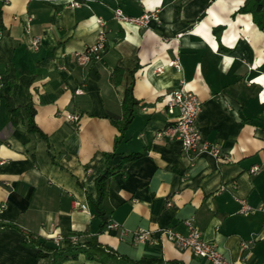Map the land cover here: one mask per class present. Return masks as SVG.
I'll return each mask as SVG.
<instances>
[{
    "label": "crops",
    "instance_id": "1",
    "mask_svg": "<svg viewBox=\"0 0 264 264\" xmlns=\"http://www.w3.org/2000/svg\"><path fill=\"white\" fill-rule=\"evenodd\" d=\"M69 1L0 0V90L20 108L14 124L0 99V224L20 228H0V264H48L24 234L67 248L62 234L74 231L87 241L97 233L102 221L87 195L96 196L95 179L119 135L110 116L122 115L130 84L139 104L108 162L114 171L103 203L119 228H106L99 242L131 260L210 264L163 237L131 242L140 228L186 233L185 221L194 218L232 264H264V28L238 12L246 0H188L180 7L179 0H80L77 7ZM117 7L155 16L145 26L125 24L114 19ZM102 29V60L79 66L74 53ZM175 60L179 68L168 66ZM117 67L123 73L115 84ZM180 83L203 102L198 126L219 158L183 152L180 141L156 136L175 122L178 112L167 111L165 96ZM30 103L45 137L28 130ZM133 153L143 155L120 164ZM240 200L256 210L240 213ZM63 264L126 263L80 255Z\"/></svg>",
    "mask_w": 264,
    "mask_h": 264
},
{
    "label": "built area",
    "instance_id": "2",
    "mask_svg": "<svg viewBox=\"0 0 264 264\" xmlns=\"http://www.w3.org/2000/svg\"><path fill=\"white\" fill-rule=\"evenodd\" d=\"M71 6H80V0H70L68 2ZM114 19L118 22L125 24H132L137 26H145L149 20L155 16V14L145 13L141 16H129L120 7L113 10ZM103 26V22L100 21ZM39 40L33 39L32 46L36 49L38 47ZM107 47V38L105 30L102 29L99 32L97 40L86 47L80 52L74 53L75 61L79 66H89L93 62L101 61L104 51ZM170 67L179 68L180 64L178 60L168 63ZM161 72L162 68H158ZM83 89L77 90L78 93H82ZM167 111L170 114H174L177 110L175 122L163 129L160 133L156 134L157 137H166L169 140H178L182 143L183 152H193L198 154L202 151H209L213 156L219 158L220 150L216 146H212L208 142L202 139V135L198 126V117L202 111L203 102L198 95L190 90L184 83H180L177 87L173 88L166 94ZM72 121H77L78 116H69ZM259 168L255 166L252 172L257 171ZM241 208L240 213L248 215L254 212L256 209L250 206L245 200H240ZM264 211V208H258ZM186 233L175 231L172 228H159L157 230H148L140 228L136 232L132 233L131 242L134 246L147 244L164 238L172 243L178 249L189 250L194 256L207 260L210 264H232L228 261L219 249L212 243L206 241L202 237L200 229L195 225L194 218H190L185 221ZM117 223H109L107 230L118 229ZM121 235L126 236L127 232L122 231ZM79 237H72L71 243H77ZM58 243V240H55Z\"/></svg>",
    "mask_w": 264,
    "mask_h": 264
},
{
    "label": "trees",
    "instance_id": "3",
    "mask_svg": "<svg viewBox=\"0 0 264 264\" xmlns=\"http://www.w3.org/2000/svg\"><path fill=\"white\" fill-rule=\"evenodd\" d=\"M188 0H179L178 6L187 2ZM264 0H246L244 5L240 7L238 12L240 13H251L253 15L254 22L258 25L260 29L264 28ZM220 27L214 29L216 36L219 35ZM123 71L120 68L114 70V75L112 81L117 84L119 83ZM0 99L3 100L5 107L12 114V122L17 123L20 117V108L15 106L9 96H4L0 90ZM139 102L136 100L133 94V85L130 84L125 92V96L122 103V115L120 117L110 116L112 124L118 129L119 135L116 136L114 140L113 151L106 153V168L104 171L98 175L95 179L96 186V196L87 195L88 204L91 207L92 212L97 216L101 221V225L95 235L87 241H78L77 243H71L69 247L62 248L55 244H51L52 239H42L39 236H33L31 234H24L26 240L34 245L36 248H39L37 252V257L46 259L48 264H63L67 261L77 260L80 255H84L88 260L103 261L106 258L116 259L120 258L125 261L126 264H158V260L151 259H139L131 260L124 256H121L116 250L106 245H103L98 240V235L104 233L108 224L110 223L106 212L103 208V203L106 198V189L107 182L112 176L114 169L108 164V162L118 155V148L122 141L125 139L129 126L131 125L134 116L135 110ZM27 114V126L28 130L33 133H40L45 137V134L42 133L40 128L35 122L36 110L32 103L26 106ZM143 153H133L125 158L123 161H135L136 159L142 157ZM0 228H10L19 231L20 228L13 222L1 223ZM64 239L70 240L72 237H79L77 232L71 231L62 234Z\"/></svg>",
    "mask_w": 264,
    "mask_h": 264
}]
</instances>
